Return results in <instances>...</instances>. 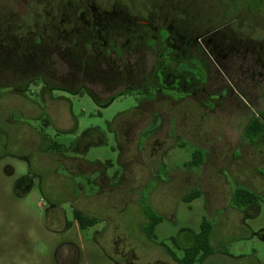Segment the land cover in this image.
Returning <instances> with one entry per match:
<instances>
[{"label": "rangeland", "instance_id": "rangeland-1", "mask_svg": "<svg viewBox=\"0 0 264 264\" xmlns=\"http://www.w3.org/2000/svg\"><path fill=\"white\" fill-rule=\"evenodd\" d=\"M131 1L135 10L126 14L142 22L154 14L141 3L162 0ZM200 1L203 15H219L212 26L224 23L223 32L237 30L264 45V0ZM32 30L39 29H22V59L9 48L0 51V258L7 255V264H181L166 249L182 258L178 247L192 242L206 218L215 227L214 252L194 264H264V134L244 135L250 118L264 110V64L257 70L248 64L246 73L207 58L208 75L196 63L186 71L183 79L193 77V88L99 84L88 92L69 85L83 78L62 53L40 59L34 72ZM144 60L132 69L137 84L151 67ZM196 150L203 163L186 166ZM23 177L29 182L22 185L31 187L19 196ZM238 187L260 195L253 208L232 206ZM195 189L201 196L186 201ZM143 196L162 217L156 240L143 231ZM75 208L97 217L98 225L80 229ZM68 221L74 226L65 229ZM14 248L18 256L11 259Z\"/></svg>", "mask_w": 264, "mask_h": 264}, {"label": "flooded vegetation", "instance_id": "flooded-vegetation-1", "mask_svg": "<svg viewBox=\"0 0 264 264\" xmlns=\"http://www.w3.org/2000/svg\"><path fill=\"white\" fill-rule=\"evenodd\" d=\"M10 1L12 3L0 4V51L9 48L11 54L22 59L26 56L18 47L23 42L22 29L38 28L27 31L30 39H26L31 43L34 72L42 65L40 59L45 57L47 61L52 54L62 53L67 64L83 78L69 85L78 84L87 91L90 86L99 84L112 90L121 87H149L158 91L163 87L193 88V77L183 79L189 77L186 71L196 63L208 75L207 58L223 59L228 68L239 66L246 73L251 69L248 64L256 70L264 64L263 43L249 41L247 34L235 32L237 30L226 28L223 32L224 23L212 26L219 15L215 11L203 15L200 0L143 2V12L154 15L142 22L126 14L135 10L131 0ZM204 43L206 48L201 52L200 44L204 47ZM144 58L152 60L151 67L137 84L138 74L132 73V69L136 70ZM251 208L253 205L245 209ZM66 215L64 213L65 220ZM71 225L66 222L65 229ZM0 249L5 251L4 247ZM11 251L17 252L9 256L12 259L19 250ZM2 254L0 251V257ZM0 262L7 264V255L0 258Z\"/></svg>", "mask_w": 264, "mask_h": 264}, {"label": "trees", "instance_id": "trees-1", "mask_svg": "<svg viewBox=\"0 0 264 264\" xmlns=\"http://www.w3.org/2000/svg\"><path fill=\"white\" fill-rule=\"evenodd\" d=\"M27 62H30V59L23 60L25 65H31ZM262 134H264V110L256 113L250 118L244 132L245 137L250 140H255ZM50 146L59 148L61 145L51 143ZM203 161L204 155L196 150L194 152L193 159L191 161H187L185 165L189 167H199ZM26 181L29 182V179L25 177L18 180L17 187L22 185V183H26ZM16 192L17 195L21 196L18 190ZM200 196V190L195 189L185 197V200L192 201ZM259 197L260 195L252 190L238 187L232 194L231 204L234 208L242 210L247 206L252 205L257 199H259ZM141 204L147 219L143 224V231L150 239L156 240V227L162 222V217L152 208L146 197H142ZM73 214L74 219L78 222L81 229H87L99 223V219L97 217L86 214L80 209H73ZM214 232L215 227L213 223L204 218L200 225V231L193 236L192 242L189 245L184 246V248L178 247L184 251V256L182 258L178 259L175 252L171 249H167L168 253L173 256V258L177 259L181 264H194L197 261H205L214 252V247L212 245Z\"/></svg>", "mask_w": 264, "mask_h": 264}, {"label": "crops", "instance_id": "crops-1", "mask_svg": "<svg viewBox=\"0 0 264 264\" xmlns=\"http://www.w3.org/2000/svg\"><path fill=\"white\" fill-rule=\"evenodd\" d=\"M26 184H28V182L26 183ZM26 185H20V186H18L17 188H18V191H19V193L21 194V195H24V194H26V192H27V189H30V187H28L27 189H26V187H25ZM79 225V224H78ZM98 225V224H97ZM72 226H74V224L72 223V225H71V227ZM96 226V225H95ZM70 227V228H71ZM94 227V226H93ZM79 228H80V226H79ZM81 229V228H80Z\"/></svg>", "mask_w": 264, "mask_h": 264}]
</instances>
